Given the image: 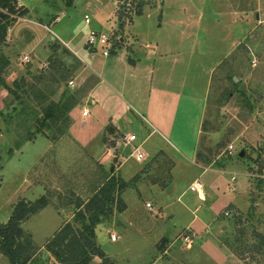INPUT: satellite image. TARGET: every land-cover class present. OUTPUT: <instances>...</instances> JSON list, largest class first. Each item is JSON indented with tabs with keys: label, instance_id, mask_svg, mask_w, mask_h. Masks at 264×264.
Masks as SVG:
<instances>
[{
	"label": "rangeland",
	"instance_id": "rangeland-1",
	"mask_svg": "<svg viewBox=\"0 0 264 264\" xmlns=\"http://www.w3.org/2000/svg\"><path fill=\"white\" fill-rule=\"evenodd\" d=\"M21 1L31 9L30 18H42L51 30L22 16L14 38L30 24L35 35L52 40L58 25L62 32L56 38L65 43L67 29H77L69 45L81 56L50 40L35 49L20 39L14 48L11 42L0 47L10 58L3 78L11 89L0 86V222L20 200L45 196L49 201L21 224L33 251L27 264H61L47 250L48 239L65 223L75 228L88 223V214L78 212L112 174L128 184L120 194L126 209L100 217L94 242L117 264H264V178L253 176L264 169V0H143L133 30L144 33L145 43L161 16L168 20L162 18L167 45L182 47L186 91L199 94L208 66L225 55L212 73L194 159L199 106L189 105L186 114L178 107V120L186 119L176 131L181 143L165 138L161 128L151 133L141 117L145 113L122 103H133L132 96L145 101L148 83L129 76L122 78V89L114 59L122 52L90 57L85 50L91 29L123 37L121 45L130 48L124 12L134 18L138 0ZM50 13L58 15L55 25L47 23ZM192 43L197 45L193 58ZM96 81L97 104L90 95ZM149 103L161 116L160 96L152 94ZM146 133L151 135L145 141ZM129 134L137 141L127 144L123 138ZM133 147L141 148V160ZM196 178L204 183V201L188 189ZM0 264H10L1 253ZM89 264L102 259L93 256Z\"/></svg>",
	"mask_w": 264,
	"mask_h": 264
},
{
	"label": "crops",
	"instance_id": "crops-1",
	"mask_svg": "<svg viewBox=\"0 0 264 264\" xmlns=\"http://www.w3.org/2000/svg\"><path fill=\"white\" fill-rule=\"evenodd\" d=\"M19 5L24 6L27 8L26 14L22 17V20H25L27 22H30L32 24H38V26H42L47 29V31L51 30L49 28V25L43 23V19L40 17H36L35 21L31 15H29L31 9L27 6H25L21 0H17ZM72 1V0H71ZM113 3H115L112 0H109ZM117 3V2H116ZM49 10V9H47ZM169 12V9L166 10ZM141 15L135 16L132 20L131 23H129L128 26H126V31L131 34L129 38H131L132 42L129 43V47L121 45L115 52H113L111 55L115 56L118 52L120 55L118 57H115V61H118V86L123 89V80L122 78H135V77H140L142 76V80H145L148 83V92L144 95L145 96V101L132 96L133 103H129L128 101H123L124 105L126 107H134L137 106L144 112L145 115H141L142 119L144 121H148L150 126H152L151 133L153 131L159 132L160 130L158 128H161L162 132L161 134L165 136H169V138H173L174 140H177L178 143H181L179 140L180 138L177 137V129L180 127H183L184 122H185V117L179 116L178 120V115L177 111L178 107L179 110L183 109L184 113H187V107L189 105L192 106V104H197L198 109L196 112L197 118H198V131L196 133V144H194L193 148V159L196 157V151H197V146L200 138V133L202 129V123H203V118H204V113L206 110V99H207V94H208V88L210 86L211 78H212V73L213 70L216 68L217 65L220 64L222 59L225 57V55L222 57H219L216 61L210 63L207 69V76L205 79V87H201V91L199 94L193 93V91H186V79L188 76L185 74V69H184V64L182 63V58H181V51L182 47L180 46H168L167 42L169 40V35L166 34L165 28L163 27V19L168 22V20L161 15V22L158 23L156 31L154 32V36L149 39V41H145L143 43L141 40L143 38L144 33L142 31H139L138 29L136 31L133 30V25L137 23V18L142 16ZM50 17V18H49ZM51 17L53 19H51ZM21 19V17H19ZM163 18V19H162ZM49 21L47 22L48 24L55 25L58 20V15L50 13V16H48ZM20 20H16L10 27L8 28L7 31V36H6V41L5 44H9L10 42L12 43V48H14V42L16 40L20 39V43L23 44V46H32L34 49L38 47L41 42L47 41H58L56 38L57 35L59 36L62 31H59L58 25L54 26L51 32H54L53 30H58L56 31V37L54 35L51 36L50 38H47V35L42 37L41 35H35L34 28L28 24L26 26H22V28L19 30V36L14 38L12 36V33L14 31V25ZM97 28L100 27L99 23L95 24ZM98 30V29H97ZM66 42L62 43L58 41V43L65 45L72 51L74 54L78 55L81 59L80 53L78 50L73 49L70 47V42L72 38L75 36L77 33V29L69 30L67 29L66 31ZM27 33L30 35L28 39L24 38V34ZM163 33V36L161 34ZM73 34V35H72ZM174 38L177 41H180V36L179 34H176ZM50 40V41H49ZM124 43V38L122 37L121 43ZM147 42V43H146ZM193 46H191V55L193 58V53L194 50L197 48V45L192 43ZM3 45V46H4ZM5 47V46H4ZM85 48V47H84ZM33 49V50H34ZM85 50H88L85 48ZM4 53V52H3ZM88 56L94 55L88 50ZM5 54V53H4ZM6 55V54H5ZM7 57V56H6ZM10 59L9 57H7ZM83 59V58H82ZM84 61V60H83ZM86 61H84L85 63ZM91 63V62H90ZM90 63L86 62L85 64L90 68ZM198 67L200 68L201 65L199 64ZM194 68H197V66ZM188 71H190L188 69ZM186 71V72H188ZM97 77V76H96ZM98 80V78H97ZM99 81H96L95 84L93 85L92 89L90 90V95L93 97V102L97 104V101L94 97L95 91H96V86H98ZM125 85V83H124ZM193 90V86L191 87ZM115 91V90H114ZM116 92V91H115ZM187 92V93H186ZM157 93L160 98H161V103L163 105V111L161 116H157L153 113V109L151 108V105L149 103L150 97L152 94ZM119 97H122L118 93ZM199 103H195V101L192 103V100H197ZM119 102V100H118ZM189 109V108H188ZM89 116V114H88ZM87 117V116H86ZM119 117V116H118ZM109 119L112 122V126L115 127L120 133V122L113 120V117L110 116ZM159 126V127H157ZM151 133H146L144 136H146L145 141L149 139ZM123 134V133H122ZM166 138V137H165ZM157 148V147H156ZM141 148L139 147V150ZM142 152V151H141ZM123 161L121 162L122 165ZM121 167V166H120Z\"/></svg>",
	"mask_w": 264,
	"mask_h": 264
},
{
	"label": "trees",
	"instance_id": "trees-1",
	"mask_svg": "<svg viewBox=\"0 0 264 264\" xmlns=\"http://www.w3.org/2000/svg\"><path fill=\"white\" fill-rule=\"evenodd\" d=\"M66 3H71V0H67ZM142 8L143 0H138L132 9L135 16L142 14ZM128 11L124 12V18L131 23L133 16ZM26 12L27 8L19 5L17 0H0V47L6 41L10 25L18 17L24 16ZM119 28L122 29L123 27L119 26ZM120 45L121 43L119 47ZM9 64V59L0 48V86L11 92L3 78L5 68ZM262 170L260 169L259 172ZM127 186V182L122 178L113 174L109 176L96 193L84 203L83 210L78 212L80 217L88 214V223L82 228H75L72 223H65L48 239L47 250L61 264H89L93 256L101 258L102 264H117L94 242V227L101 216L109 214L113 209L118 212H123L126 209V204L120 194ZM48 202L45 196H40L34 201L20 200L14 205L7 221L0 222V253L7 258L10 264H27L29 261L33 253L32 245L30 241L25 239V232L21 224L31 215L43 209Z\"/></svg>",
	"mask_w": 264,
	"mask_h": 264
},
{
	"label": "built area",
	"instance_id": "built-area-1",
	"mask_svg": "<svg viewBox=\"0 0 264 264\" xmlns=\"http://www.w3.org/2000/svg\"><path fill=\"white\" fill-rule=\"evenodd\" d=\"M84 20L85 22L90 21L88 14L84 15ZM121 41H122V37L115 36L113 33H110V32L106 33L100 30L91 29L86 37L85 46L88 48V50L91 53L99 52L101 55L107 57V56H110L113 52H115L119 48V44L121 43ZM26 59H28V55L23 56V60H26ZM69 83L70 85H73L72 81H70ZM82 114L84 116H87L89 114V111L87 109H84ZM123 140L126 141L127 144H132L133 142L137 141V136L136 134L125 135ZM228 148L231 150L233 148V145L230 144ZM132 153L135 154V157L138 160H141L144 156L138 147H133ZM204 169L208 170V168H204ZM253 176L264 178V169L262 170L261 173H258V174L256 173ZM188 189L194 192L200 201H204L206 199L205 186L201 180L197 178L193 180L189 184ZM146 206L149 208V210H151L152 208L151 203L149 202L146 203ZM225 214L227 215L229 214V212H225ZM116 239H117V236L115 234H111L110 240L116 241ZM183 240L188 244L190 243V239L187 236H185Z\"/></svg>",
	"mask_w": 264,
	"mask_h": 264
},
{
	"label": "water",
	"instance_id": "water-1",
	"mask_svg": "<svg viewBox=\"0 0 264 264\" xmlns=\"http://www.w3.org/2000/svg\"><path fill=\"white\" fill-rule=\"evenodd\" d=\"M119 3V2H118Z\"/></svg>",
	"mask_w": 264,
	"mask_h": 264
}]
</instances>
